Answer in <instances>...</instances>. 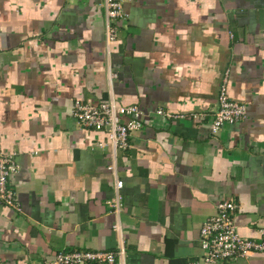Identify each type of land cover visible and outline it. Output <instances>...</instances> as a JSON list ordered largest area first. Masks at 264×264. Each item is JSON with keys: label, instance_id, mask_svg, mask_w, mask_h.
Returning <instances> with one entry per match:
<instances>
[{"label": "crops", "instance_id": "obj_1", "mask_svg": "<svg viewBox=\"0 0 264 264\" xmlns=\"http://www.w3.org/2000/svg\"><path fill=\"white\" fill-rule=\"evenodd\" d=\"M103 3L0 0V151L15 153L21 205L0 204V264L122 243L126 264H264V251L199 262L201 226L224 198L239 205L240 234L263 237L264 0H127L110 48ZM227 71L247 116L214 135ZM111 98L186 114L132 133L117 159L120 213L110 148L98 144L107 131L71 115L75 99Z\"/></svg>", "mask_w": 264, "mask_h": 264}, {"label": "built area", "instance_id": "obj_2", "mask_svg": "<svg viewBox=\"0 0 264 264\" xmlns=\"http://www.w3.org/2000/svg\"><path fill=\"white\" fill-rule=\"evenodd\" d=\"M127 0H104L106 11L105 39L107 47L118 38V21L125 18L124 5ZM109 81L112 82L116 73L109 72ZM229 71L222 78L217 109L211 123V133L217 134L225 124H235L247 116L246 104L230 97L228 92ZM71 115L83 127L107 131V141L99 142L100 146L110 148V161L107 169L113 173L116 183V193L109 205L120 213L122 209L121 189L124 180L119 176L117 159L120 152L130 146V136L140 130L145 124L157 117L169 120H179L186 117L184 113H172L163 108L153 112H144L139 105H124L114 98L98 104L75 99L72 103ZM193 114L192 117H197ZM18 171L15 153L0 151V204L20 210V202L15 190L10 185V178ZM239 207L232 198L219 200L216 213L208 217L200 229V246L203 255L199 262L214 263L229 261L249 256L251 253L264 251L263 237L258 240L240 234L234 220V212ZM120 231V224L115 225ZM125 247L122 243L118 250H77L62 251L47 259L44 264H126ZM195 264V263H190Z\"/></svg>", "mask_w": 264, "mask_h": 264}, {"label": "water", "instance_id": "obj_3", "mask_svg": "<svg viewBox=\"0 0 264 264\" xmlns=\"http://www.w3.org/2000/svg\"><path fill=\"white\" fill-rule=\"evenodd\" d=\"M217 109V108H216Z\"/></svg>", "mask_w": 264, "mask_h": 264}]
</instances>
